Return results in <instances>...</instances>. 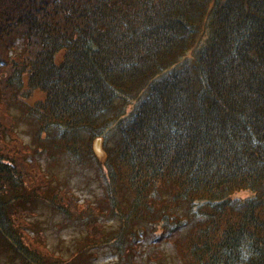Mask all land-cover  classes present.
<instances>
[{"label": "trees", "instance_id": "obj_1", "mask_svg": "<svg viewBox=\"0 0 264 264\" xmlns=\"http://www.w3.org/2000/svg\"><path fill=\"white\" fill-rule=\"evenodd\" d=\"M83 170L129 264H264V0H0V264L68 261L40 204L101 235Z\"/></svg>", "mask_w": 264, "mask_h": 264}, {"label": "rangeland", "instance_id": "obj_2", "mask_svg": "<svg viewBox=\"0 0 264 264\" xmlns=\"http://www.w3.org/2000/svg\"><path fill=\"white\" fill-rule=\"evenodd\" d=\"M19 43L20 48L18 53L23 50V38L19 39ZM10 54H15V52L12 53L11 51ZM191 54L192 52L190 55ZM22 84H24L25 90L21 92V94H26L28 84L25 79L22 81ZM30 95V98L27 99L26 97L29 103H34L36 100L44 97V94L40 91H34ZM13 106H15L13 112L19 114L20 117L22 114H20L17 107L21 106L17 104ZM17 132L25 138L27 142H31V135L29 136L30 129L26 122L19 121ZM94 150L100 158L104 157L103 144L100 139L94 142ZM43 163H45V160H43ZM88 174L89 172H87V170L81 171V176H79L80 178L77 180L79 185H74V192L78 204L86 198H90L93 205L100 206L98 215L95 214L97 219L95 220V216L91 215L94 221H99L104 226L103 232H100L101 235L99 237L96 234L97 228L95 227L91 230L88 227L86 219H78L70 226L69 224L64 227L61 226L63 224V222H59L61 218L59 216L54 217L51 213L52 210L48 207H43L41 204L39 205V209H41L42 214L33 218L32 222L37 225L39 224L43 228L42 230L47 236L46 239L48 240L49 247L56 253L67 258L68 261L65 264H129V257L133 255L131 251L127 248L125 250H120L114 245L113 242H115V240H112L115 235V233H112L114 232L113 228L120 227L119 219L114 216L108 217L107 213L111 207L109 201L99 202L97 199V196L105 191V187L99 180L91 179ZM71 179L73 181L75 180L73 177H71ZM234 195L244 198L249 195V192L239 191ZM32 222L28 221L30 224L28 228L30 229H27V232H32L34 230ZM150 236L151 238L155 237L154 234H150ZM129 237L130 234H126V240L129 241ZM88 240L91 241L90 243L93 244V247L88 244ZM141 244L143 248L140 250L139 254L135 256L137 259L135 264H178L175 257V250L169 244L165 243L162 245L166 251L164 257L161 258L160 261L152 258L153 252L157 249L155 245H151L148 241L144 240Z\"/></svg>", "mask_w": 264, "mask_h": 264}]
</instances>
